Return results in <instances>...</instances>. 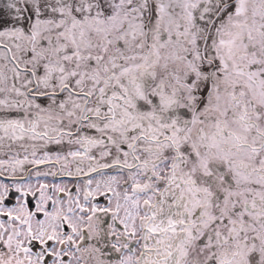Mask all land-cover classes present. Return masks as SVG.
<instances>
[{
  "label": "snow or ice",
  "instance_id": "6c2138e0",
  "mask_svg": "<svg viewBox=\"0 0 264 264\" xmlns=\"http://www.w3.org/2000/svg\"><path fill=\"white\" fill-rule=\"evenodd\" d=\"M0 264H264V0H0Z\"/></svg>",
  "mask_w": 264,
  "mask_h": 264
}]
</instances>
